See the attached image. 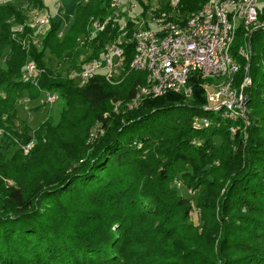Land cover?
<instances>
[{"label": "trees", "instance_id": "trees-1", "mask_svg": "<svg viewBox=\"0 0 264 264\" xmlns=\"http://www.w3.org/2000/svg\"><path fill=\"white\" fill-rule=\"evenodd\" d=\"M179 1L177 11L170 6L171 0L157 2L160 10L153 11L154 16L160 17L165 12L172 15L170 18L186 21L207 0ZM114 2H80L68 30H64L63 20L53 18L50 26L38 34L36 43L28 40V50L20 42L37 35L30 27L29 14L44 10V0H18L17 4L0 5V90L6 96L0 98V126H6L11 119L19 122L17 104L28 99L39 100L47 91L58 98L64 97L66 102L56 124L46 121L34 132L48 134V140L55 134L59 136L68 114L88 127L97 123L98 133L104 132L93 143L67 150L57 162L60 165L57 170H46L34 176L24 188H9L1 194L0 264H125L126 254L119 257L120 237L126 239L130 223L132 228L148 205H156L153 202L159 193L168 196L166 189L171 180L165 168L160 169L155 197L146 196V189L127 182L133 178L134 169L139 170L150 160L148 153L160 136L169 147L177 143L190 147L197 141L200 144L197 149L213 144L216 137L222 141L226 138L235 158L231 186L220 205L221 215H231L232 221L224 219L222 235L213 238L215 246L210 254L207 252L206 258H167L162 264H264V28L251 34L246 27H240L231 49L239 64L234 85L242 84L245 76L252 81V87H246L251 111L248 126L225 119L221 111L206 109L204 81L198 75L189 80L191 97L169 93L129 111L126 105L146 80L145 73L129 68L134 43L125 46V67L119 83L111 84L99 75L81 87L70 76V71L85 61L99 58L105 45L119 36ZM145 8L147 13L151 10ZM142 16L147 19L146 14ZM106 21L105 31L90 39L93 24ZM259 21L264 22V10ZM16 26L23 27L22 33L17 32ZM249 45L250 60L240 55V50ZM48 50L60 63L52 66L46 57ZM31 60L38 73L35 82H26L23 74ZM29 88L33 92L28 93ZM13 91L22 96L17 97L11 114L5 108ZM202 119L209 120L211 127H195ZM22 123L27 132H33L25 121ZM233 126L239 128L231 136L228 130ZM178 156L183 155L174 150V159L179 160ZM4 169L5 164L0 162V174ZM191 188L187 187L190 191ZM179 204L188 205L183 201ZM186 210L187 217L193 216L194 206ZM199 256H203L202 251ZM212 257H217L218 262Z\"/></svg>", "mask_w": 264, "mask_h": 264}, {"label": "rangeland", "instance_id": "rangeland-1", "mask_svg": "<svg viewBox=\"0 0 264 264\" xmlns=\"http://www.w3.org/2000/svg\"><path fill=\"white\" fill-rule=\"evenodd\" d=\"M80 1L44 0L45 10H48L52 16L62 17L64 15L67 20V17L74 14L76 4ZM115 1L121 2V6L117 9L119 14L126 15L130 7L134 6L129 17L137 18L146 14L149 22L152 21L151 12L160 10L157 0ZM160 1L168 2V0ZM263 1L261 0V3ZM9 2L17 4L18 0H0V5L3 6ZM66 3L69 6L67 10L65 9ZM145 7L151 8V10L147 13ZM42 11L45 13L44 10ZM38 12L39 10L31 11L30 19ZM70 23L64 27V30L69 29ZM261 26L264 28V22L261 23ZM150 27L156 29V25L151 22ZM60 40H64L63 35ZM81 40L83 39L81 38ZM46 55L52 66L60 63L51 50H48ZM248 78L250 77L245 76L242 84ZM215 83L223 84L225 80H215ZM242 84L238 85V88ZM248 87H252V81ZM30 91L33 92V89L29 88L28 93ZM214 91L212 90L213 93ZM3 94L0 90V95L3 96L0 98L6 97ZM12 94L9 98L10 104H7L5 108L10 110L11 114L14 112V103L18 102L17 97L22 96L16 91H13ZM43 101L44 99L41 97L39 100L28 99V101L17 104L18 117L25 121L33 132H27L21 120L17 122L11 119L6 126H0V162L5 164V169L0 174V197L9 188H24L34 179V176L46 170H57L60 167V165L57 166V162L67 154V150L93 143L100 134L104 135V132L98 133L100 125L97 123L88 127L85 122L79 121L78 118H72L73 115L68 114V120L63 123L60 131L58 130L60 141L57 142L59 136H55L56 134L50 135L51 140H48V134L44 135L40 130V133L34 131L46 121L56 124L60 119L59 111L64 107L66 101L64 97H60L51 106ZM249 111L251 118V111ZM20 122L23 124L22 126ZM7 126L8 130L5 129ZM173 126L172 128H174ZM231 128L228 130L229 134L234 136L236 133L234 134ZM38 137H41L40 140ZM30 138L31 140L28 142ZM165 141L166 139L162 136L155 140L148 153L150 160L147 159L139 170L134 169L133 178L131 177L127 181L128 184H134L135 188L146 189V196L155 197V188L160 180L161 168L168 171L171 180L166 189L168 196L165 197V193H159L156 202H153L156 205H148L147 210L142 211L135 219L132 228V223H130L126 239L122 240L120 237V242H122L121 256L119 257L122 258L126 254L128 259L125 264H162L164 260L167 261V258H196V256L206 258L204 256L207 255V252L210 254L213 245L215 246L213 238L216 236L217 239L222 235L220 228L224 219L228 222L232 221L231 215L225 216L220 213V205L231 186L234 173L235 158H233L232 146H229L230 140L223 138L222 141L221 138L216 137L213 144H208L200 149L196 148L200 147L197 141L196 144L193 142L194 144L190 147L178 143L169 147L166 146ZM7 148H11L10 151ZM174 150L178 152V155H183L178 156L179 160L174 159ZM189 186L192 187L191 191L187 189ZM183 198H187V201ZM180 201L187 202L188 205L181 207ZM201 201L202 207H200ZM144 202L147 203V200ZM192 206H194L193 216L187 217L186 209L192 208ZM189 211L191 210L189 209ZM212 216L215 217L214 220ZM204 222L208 225L203 224ZM201 251L202 257L199 256ZM212 258H215L213 260L216 263L219 260L217 257Z\"/></svg>", "mask_w": 264, "mask_h": 264}, {"label": "built area", "instance_id": "built-area-1", "mask_svg": "<svg viewBox=\"0 0 264 264\" xmlns=\"http://www.w3.org/2000/svg\"><path fill=\"white\" fill-rule=\"evenodd\" d=\"M179 3V0H171L170 6L177 11ZM113 6L119 36L105 45L99 58L87 60L78 69L70 71V76L78 81L79 86H86L99 75L111 84L119 83L125 67V46L134 43V57L129 68L145 73L146 80L126 105L127 110H135L145 101L169 93H182L191 97L189 80L198 75L204 81L207 110L215 113L221 111L223 117L232 122L240 121L245 126L250 124V100L246 87L251 79L248 78L240 88L234 85L239 64L232 56L231 49L240 27H246L251 34L262 28L259 16L263 13L264 1L207 0L186 21L170 18L172 15L165 12L160 17L154 16L152 11L150 22L156 25V29L151 28L150 22L142 15L137 18L129 17L134 6L124 16L117 11L121 6L120 1H115ZM52 20L49 13H36L31 19L30 27L40 34L50 26ZM106 26L107 21L95 22L90 39L104 32ZM240 55L250 60V45L247 49H241ZM37 73V66L31 60L25 67L23 80L35 82ZM215 80H225V83L216 84ZM212 90H215L214 93ZM43 94V103L50 106L56 103V94L47 91ZM118 107L119 104L116 110ZM194 125L197 128H207L210 121L202 119ZM231 131L235 134L236 127L233 126Z\"/></svg>", "mask_w": 264, "mask_h": 264}, {"label": "crops", "instance_id": "crops-1", "mask_svg": "<svg viewBox=\"0 0 264 264\" xmlns=\"http://www.w3.org/2000/svg\"><path fill=\"white\" fill-rule=\"evenodd\" d=\"M62 1H65V2H66V0H61V2H62ZM80 2H82V0H81ZM80 2H79V3H80ZM79 3L76 4L75 10H74V14H75V11H76L77 6H78ZM59 6H60V5H59ZM62 6H63V4H62ZM68 7H69V6H68V4L66 3V5H65V9L67 10ZM44 11H45V13H49L48 10H45V9H44ZM60 12H61V11H60ZM38 13H39V14H40V13H41V14H44L43 11H39ZM49 14H50V13H49ZM74 14H73L72 16L67 17V20H66V18H64V15H62V17H60V16H52L51 14H50V15H51L55 20H63L64 23H65V25L67 26L68 23H70V22L73 21ZM16 29H17V32H18V33H22V31H23V27H22V26H16ZM34 34H37V35H35L34 37H28V38L23 39V41L21 42V44H22V46H23L24 49L28 50V47H29L28 40L32 39L35 43L37 42L38 31H35V30H34Z\"/></svg>", "mask_w": 264, "mask_h": 264}]
</instances>
